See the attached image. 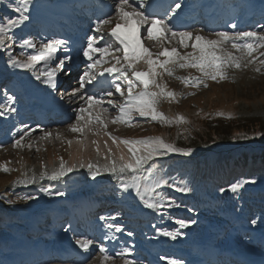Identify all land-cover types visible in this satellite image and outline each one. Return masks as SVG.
<instances>
[{"label": "rangeland", "instance_id": "obj_1", "mask_svg": "<svg viewBox=\"0 0 264 264\" xmlns=\"http://www.w3.org/2000/svg\"><path fill=\"white\" fill-rule=\"evenodd\" d=\"M32 1H40L48 7L56 5L62 6V8L70 13V16H66L65 18V16L61 14L57 16L55 15L54 18L51 19L52 21H47L42 18L33 17L29 10L26 13V15L29 16V20L25 22V25H22L20 28L13 29L12 32L9 33V35H12L14 39L11 41L6 40L5 43L6 45L11 44V48L0 50V102H9L7 99L9 95L29 98V96H27V92H31L33 93L31 95L33 97H35V95L44 94L46 99L51 100L52 103H55V105L56 103L61 102L65 110L70 108L74 110L83 104V101L76 97H70L69 93L78 87V78L87 70L88 63H91V61L84 59L82 51H78L79 47H67L69 53H71V55L72 53H75L76 56L71 58L72 65H69L68 61L65 64V69L69 75H65L64 72L58 73L57 76L64 82V85L59 86L55 91L51 90L46 84L37 80L35 75H33V72L35 71L39 73L41 70H50L55 66L58 59H63L65 56L70 57V55H66L67 51L63 48L58 49L53 60L50 62L48 69H44L43 63H40L37 64L36 68L32 71L21 68H13L8 62L7 52L11 51L12 56L21 61H23L28 54L34 53L33 49H21L19 47L21 40L24 38L32 39L37 46H39L41 42H47L52 39H61L68 43L69 39L71 40V35H77L75 34L74 28L69 25H85V23L80 22L83 18H81L80 21L76 20L80 19V17L77 16H81L83 12V9H80V7L83 8L86 4L81 3L79 0L78 4H81L80 7L74 8L72 6H76V4L71 5V3L76 2L77 0ZM204 1L205 0H173L172 2L179 3L180 5H188L191 3L198 10ZM221 1H229V4H231L230 6H232L237 5L238 0ZM88 2L90 1L87 0L86 3ZM15 3L16 0H0V18H4L6 15L12 17L17 16V13L12 12L11 8L7 7L9 4L14 5ZM117 3H119V1L110 0L109 13L105 18L100 20L99 23L105 19L115 17V7ZM229 4L227 5V8ZM237 6H239V9H244L245 4ZM234 8L235 7H231L229 9L231 11L234 10ZM166 13L167 11L157 18H164L169 26L173 28V24H170V20L166 17ZM193 16H196L197 21L201 22L199 14L196 13ZM61 17L67 20L63 21L61 20ZM60 22L62 25H60ZM113 22L116 21L113 19ZM109 26L110 25L105 26L103 32ZM69 27H71V29ZM95 29L96 28H92V33L99 37L100 33H97ZM140 31V38L143 45L148 47L153 53H158L161 50L159 45L146 39L144 28H141ZM155 31L157 32V35L160 34L159 26L158 30ZM189 31L193 32L194 35L198 33L202 36L208 37L209 39H214V33L222 30L215 27L208 31H204L197 26ZM246 31H255L257 33L264 34V26L259 30L249 29ZM64 33H68V36H64ZM105 41L107 40L102 39L101 45H103ZM86 42V39L82 40V48H85ZM188 43L190 44L192 41H189ZM165 46L169 48L173 46L177 47L181 55L192 51L190 47L187 49L180 47L175 41H172L170 44L166 42ZM261 51H264V49ZM233 54L240 55L234 50ZM77 55L81 56L78 58ZM115 55L120 56L119 52H116ZM254 55H258V53ZM105 59L112 60L111 57H105ZM161 59L164 58L161 57ZM260 59H264V57H260ZM111 66L112 63H106L103 65L104 68ZM169 67H173V75L168 76L165 74L162 78H158V82L166 84L167 90L174 92L176 97L172 101L162 98L157 105V110L173 121H175L177 116H182L187 123L179 124L173 122L171 125H168L152 121L150 117H140L138 114H133L132 120L133 123L137 125L136 127L129 128L123 124H109L107 128L108 132L120 139L160 137L175 146V142L177 141L176 139H178L181 135L186 136L206 131L210 133H213L214 131L226 133L229 131V133H232L233 131L234 133V128L231 129L228 124L232 121L227 118V115H231L233 117V122L246 118L258 119L264 124V66L260 65L259 60H257L256 63L249 64L247 67H242L241 69L228 68L227 79L219 82L212 80L207 81V79H205V83L208 86L204 87V85L201 84L198 88L187 87L180 79H178L197 77L204 79L195 68L181 69L172 65ZM256 68H260V71H256ZM99 70L100 69L97 71ZM24 76L30 77L29 80L32 82V87L28 91H25V86L23 88L21 84V81L23 80L25 84ZM106 76L107 74L105 75V79ZM97 77L91 84L85 86L84 91L86 93H89V91L92 90L94 83H101L97 80ZM41 79H43V77H41ZM113 80L121 82L122 78L119 77L118 73H113L111 76L108 74L107 80L101 83L103 89L99 92V94L94 93L93 95H96L97 98H102L105 101L112 100L113 103L119 105L124 102L125 97L116 93L115 88L111 83ZM123 87L126 90V84L123 85ZM136 91L138 92L140 89L137 88ZM107 92H112L113 95L107 96ZM61 97H63V99H61ZM23 102L25 101H22V103ZM25 104H28V101H26ZM28 106L26 108H28ZM103 106L109 109L110 116H115L117 114L116 109L113 108L112 105L105 103ZM10 107L11 105L8 104L7 108ZM23 108L24 106H19V103H17L15 108H13L11 111L13 118L11 117V114H9L11 117V124H9L10 126L0 130V140L5 137L7 132L10 130V127L17 128L22 121L26 126L32 124L29 121V116L25 119H23L24 116H20L22 111H20L17 115H14L17 109L22 110ZM5 111V107H0V113H2L0 114V117L5 115ZM75 115L76 113L74 111L71 117L69 115L66 117L65 121L55 126L45 123V125H43L44 127L40 126L41 128H39V125H37V128L40 130L37 133L35 130L32 133V137L25 136L22 141V144L24 145L23 147L14 148L13 144L16 140L14 142H0V165H6L9 169H11V171L7 173L0 171V237L4 235V240L6 241L3 248L1 247L0 241V263L5 257L7 252L5 249H7L13 250L10 252L9 256H14L16 252L19 251L17 256L21 258L18 260V264H76L72 259L63 263H58L49 256L45 258L44 254L47 252L49 253L50 250L41 252L42 248L50 246L57 236L63 235L59 237L64 238L66 234L69 237L71 236L70 239L75 244L77 239H91L93 241V248L90 251V255H88L86 260L81 264H101L102 255H100L101 253L99 251L100 247H102L101 241L96 237L89 238L88 234H84L85 227L91 226L96 229V225L106 227L108 229L107 225L112 224L114 227H120L121 232L123 233L127 230L125 229L127 224H130L134 229L138 230L136 235L133 234V231H127L131 240H123L118 236L110 234V237L114 238V242L118 246L116 248V245L113 244V246L110 247V251L115 248L116 250L114 254L109 256L110 260L108 264H124L126 259L123 255H121V253H123L124 249L127 248L126 245L132 243L133 239H137L139 242L138 245L144 244L146 247L149 246L147 248L158 249V238L164 232L178 233L176 239H172L171 237L162 234V236L167 239L169 244V248L166 247L165 252L170 254L169 258L176 256L178 252H182L183 255L176 257L175 260H177V264H184V254L197 253V249L189 246L192 237L193 240L195 239V241H197L200 239L197 236H199L202 231H205L204 228L206 223H199L198 220H209L211 223L206 224V227L209 228L211 226L213 229L212 232L207 233L209 242L211 241L212 245L217 241H223L228 237L229 231L236 227V225L231 226L232 221H236L239 228L244 227L245 222L249 224V233L241 235V240L252 241L253 239L251 238V235L253 232L255 233L260 231L261 234H264V219L262 220L261 226H257V208H259L261 213L264 214L263 182L251 183L252 185L258 184L256 187H253L250 184L243 183L241 181V177L234 172L231 178L228 177L227 179H223L217 185L210 184L209 187L206 188L199 185L200 180L204 179L203 173H200L197 176L198 178H191L187 176L182 167V165L185 164L178 163L172 165V162L170 163V161L176 159V157H185L187 159H191L192 157L197 160L199 156L203 155L202 158L205 160L207 158L208 160V158H210L208 152L201 153L199 151H192L190 156H184L180 153L172 152L166 156H157L148 161V163L144 166L143 174L145 177H148V179L142 180V184L156 181L165 182L162 187L157 188L154 193L150 194V196L154 198V202L159 200L163 203L164 208H175L179 210L185 208L188 210L183 212V214H185L184 216L189 218V221L187 222L188 227L181 228V230L178 231L177 229L179 225L176 223L178 217L177 220H173L171 218L172 214H176L175 210L167 212L165 211L166 209H162V207L157 209L146 208L140 198L136 196L134 190L128 189L127 191H124L121 187H119L120 182L117 180L116 175L111 173L101 171L100 175L93 179L87 167L81 168L79 166L80 162L90 161L91 163L103 168L106 161L102 156L96 155L94 148L90 145V143L87 151L79 150V146L75 143H73L71 147L68 145L67 141H75L80 138L79 134L72 133L68 130L69 126L75 123ZM237 118L239 119L237 120ZM6 119L7 118L5 117L0 120V127H4L6 125L8 122ZM52 119V116H49L46 120L52 121ZM222 123L224 125H228L227 128L220 126ZM178 129H181V132L176 138ZM27 130L28 128L25 129V131ZM45 132L52 133V136L48 139H41ZM15 134L16 130H13V137ZM57 135L60 136V139H57ZM93 139L100 142L101 150L103 152V142L107 139V137L102 135L95 137L89 133L88 141L90 142ZM108 143L111 145V141H108ZM29 145H31L30 148L28 147ZM111 147L114 151L116 150L115 145H111ZM123 147L124 146L121 145V149H123L126 153L127 150ZM241 152H243V150L238 147L225 151H222L221 149L214 151L212 153L214 156L212 161V170L222 172L223 168L220 167L219 164L222 163V161L227 160L228 157H239ZM61 158L65 162L66 166L75 165L73 171L69 172L65 176H62L58 180H51L47 177H42L41 174L44 172H47L50 175L53 170H58ZM202 158L198 161V163L204 164L202 162ZM156 161H161L163 164L166 162L167 164L162 165L163 167L161 168L157 165L153 167V163ZM168 163L170 165H168ZM149 172H151V176H149ZM256 172L257 174H262L264 172V168L258 167ZM132 175V173H126L121 177V179L128 180ZM33 177H35V183H17V181L28 180ZM235 184H241L242 187H239L236 192H232L231 187ZM176 186L185 187L188 191L177 192L175 191ZM42 188L48 190L47 194L41 190ZM171 189L174 191L171 192ZM21 196H34L35 199L24 201L20 199ZM228 199L230 200L228 201ZM67 200H71L72 205L76 208L75 211H72L71 216L67 214L68 204L65 202ZM185 200L188 201L184 202ZM10 201H15V203H10ZM169 201L174 202V204H179L180 207H169ZM221 210L224 211L223 216H226L227 214L229 216L235 214L237 218L234 220H232L233 218L228 219L229 216H227L228 218H224L218 214ZM148 214H150V217H156L157 221L162 219L160 223L158 222V225L162 227L160 231L161 234H156L151 237L145 235V229L147 226L146 223H142L141 225L139 224L140 218H144L145 216L148 217ZM53 215L56 217H53ZM132 216H135L137 219L130 220V217ZM112 217H115V219H112ZM237 219L244 222L237 221ZM255 220L256 222L253 223ZM131 226L129 227L131 228ZM190 227L192 228V233L188 235L187 230ZM65 228H68L69 230L65 231ZM219 228H221V232L214 231ZM213 232H216L217 235H220V237L213 238ZM234 232H236L233 233L234 235L237 233L240 235L241 233L239 232H241V229H235ZM53 233H56V235L51 237L50 235ZM8 237L13 238V241H9L7 239ZM238 238L240 239V237ZM56 241L57 240H55V242ZM18 242H20L23 247H19L20 249L18 251H14L15 245ZM154 243H156V245H154ZM184 243H187L185 248H178V245ZM13 244L14 247L12 246ZM39 244L42 246L39 247ZM171 245H174L173 251ZM194 246L198 248L197 242H195ZM248 247L254 248L253 246ZM255 247L260 253H264V243H262V245H255ZM238 251L244 252V250ZM236 259L229 261L228 264H244L242 259L240 261ZM141 263L142 262H137L133 264ZM213 264H219V261L216 260Z\"/></svg>", "mask_w": 264, "mask_h": 264}, {"label": "snow or ice", "instance_id": "obj_2", "mask_svg": "<svg viewBox=\"0 0 264 264\" xmlns=\"http://www.w3.org/2000/svg\"><path fill=\"white\" fill-rule=\"evenodd\" d=\"M31 2L32 0H16L14 5H7L8 8H11L12 12L18 15L15 17L6 15L4 18H0V50L11 48V44L6 45L5 41L13 40L14 37L9 35V33L13 29L25 25V22L29 20V16L26 13L29 11ZM145 3L146 0H137V7H132L129 0H119V3L115 7V17L98 23L95 31L100 33L99 37L93 36L88 39L87 47L83 49V56L88 61H91V63H88L87 70L78 78V87L69 93L70 97H76L83 101V104L74 109L76 113L75 123L71 124L68 129L72 133L79 134L80 138L75 141L69 140L67 143L70 147L75 143L81 151H87L90 143L96 155L102 156L106 161L103 168L90 161L80 162L79 166L81 168L87 167L93 179L100 175L101 171L116 175L117 180L120 182L119 187L124 191L128 189L134 190L136 196L140 198L146 208L157 209L164 205L159 200L154 202V198L150 194L154 193L157 188L162 187L165 182L156 181L142 184V180L148 179L143 174L145 164L157 156H166L172 152L188 156L191 154L192 149L177 148L160 137L120 139L107 131L108 125L123 124L129 128L136 127L137 125L132 120L133 114H138L140 117H150L152 121L162 124L171 125L173 122L179 124L187 123L182 116H177L175 121H173L157 110V105L162 98L172 101L176 97L174 92L167 90L166 84L158 82V78H162L165 74L168 76L173 75V67H169L170 65L181 69L195 68L204 79L199 77L178 79L187 87L198 88L201 84L207 87L205 79L216 82L227 79L228 68L241 69L242 67H247L249 64L256 63L257 60H259L261 66H264V59H260V57H264V51H261L264 49V34L255 31H238L234 34L227 31H217L214 33L215 38L209 39L198 33L194 35L190 31H174L164 18H152L150 15L145 14L142 10ZM180 7L181 5L176 3L175 7L171 9L172 13L174 14L175 10ZM113 19L116 23L108 33L109 39L103 45L97 47L98 41L104 38V27L111 25ZM132 22H134V27ZM157 26L160 28L159 35L154 32ZM122 27L126 31H121ZM232 27L235 28L236 26L233 24ZM141 28H144L146 39L159 45L161 50L158 53H153L148 47L143 45L140 38ZM172 41H175L182 48L187 49L190 47L192 51L181 55L177 47L173 46L169 48L165 46L166 42L170 44ZM189 41H192V43L189 44ZM237 41H242L243 43H237ZM113 44L118 45V47L114 48ZM19 47L21 49H33L34 53L28 54L21 61L13 57L11 51H8V62L13 68L29 71L34 70L36 65L40 63H43L44 69H48L58 49L63 48L67 51V43L61 39L41 42L37 46L32 39L24 38L21 40ZM233 50L240 55H234ZM116 52H121L122 55L116 56ZM97 53L99 54V58L94 59ZM257 53L258 55H254ZM105 57H111L112 60H106ZM161 57L164 59H161ZM70 60L71 57L65 56L63 59H58L55 66L50 70H41L39 73L34 71L33 75L41 83L46 84L50 89L55 91L58 89V73L64 72L65 75H69L65 69V64ZM106 63H112V66L104 68L103 65ZM98 69L102 70L97 71ZM256 71H260V68H256ZM105 72L110 76L113 73H118L119 77L122 78L121 82H117L116 80L111 82L116 93L125 97L122 104L116 105L112 100L105 101L84 91L85 86L91 84L97 75L102 76ZM125 84L126 90L123 87ZM137 88H140V91L137 92ZM106 95L112 96L113 93L107 92ZM7 99L8 101H12L13 97L9 96ZM105 103L112 105L116 109L117 114L115 116L109 115V109L103 106ZM5 110H9L7 106H5ZM227 118L231 119L232 117L228 116ZM89 133L95 137L101 135L107 137L103 142V152L98 140L93 139L90 142L88 141ZM255 135L259 136L261 134L256 133ZM51 136L52 133L45 132L41 139H48ZM249 138L247 136L240 137V139ZM57 139H60L59 135H57ZM22 140L23 137L20 140H16L13 147H23ZM108 141H111V145L116 146L115 151ZM121 145L127 150L126 153L121 149ZM28 147L30 148L31 145ZM74 167L75 165L66 166L61 158L58 170H53L50 175L47 172L41 175L51 180H58L73 171ZM0 171L7 173L11 169L6 165H0ZM126 173H132L133 175L128 180L121 179ZM149 176H151V172H149ZM17 183H35V177L17 181ZM239 187H242V185L235 184L231 187V191L236 192ZM41 190L46 194L48 192L44 188ZM175 191L186 192L188 189L176 186ZM20 199L27 201L35 199V197L21 196ZM10 203H15V201H10ZM172 206L176 208L180 207L179 204L169 201V207ZM112 219H115V217H112ZM176 223L180 228L188 227V223L182 219L177 220ZM107 227L113 228L114 225L108 224ZM68 230V228H65V231ZM115 231L120 232L121 228L115 227ZM162 234L172 239H176L178 235L177 232H164ZM76 244L84 252H88L93 245V241L91 239H77ZM99 251L102 254L106 252L103 247H100ZM121 255H129L128 250L125 249ZM109 260L110 257L108 255H103L101 264H108ZM124 264H133V262L126 259Z\"/></svg>", "mask_w": 264, "mask_h": 264}, {"label": "trees", "instance_id": "obj_3", "mask_svg": "<svg viewBox=\"0 0 264 264\" xmlns=\"http://www.w3.org/2000/svg\"><path fill=\"white\" fill-rule=\"evenodd\" d=\"M239 118H237L238 120ZM230 128H234V133L213 132L208 131L202 133H194L186 135V137H179L176 146L181 149H192V151H200L201 153L208 152L210 158L204 161V164L197 162L202 158L199 156L197 160L191 159L190 165L186 168L189 172H201V168H205L208 177H211V182L218 184L221 180L231 178L234 172L240 177L247 178L250 182H255L257 178L264 177V172L257 174L258 167L264 168V124L258 119H240V121L233 122V117L229 119ZM228 120V121H229ZM220 126L227 128L228 125L223 123ZM219 128V127H218ZM217 128V129H218ZM256 133L261 135L257 136ZM241 136L250 137L249 139H240ZM238 147L243 150L239 157H228L227 160L222 161L220 167L223 171L212 170V161L214 156L212 153L221 149L222 151ZM207 154V155H208ZM204 165V166H203ZM248 173V174H247Z\"/></svg>", "mask_w": 264, "mask_h": 264}, {"label": "bare ground", "instance_id": "obj_4", "mask_svg": "<svg viewBox=\"0 0 264 264\" xmlns=\"http://www.w3.org/2000/svg\"><path fill=\"white\" fill-rule=\"evenodd\" d=\"M168 1V3L171 1V0H167ZM81 2V1H80ZM241 4H245V8H247V7H249V9H251V8H253L252 6H251V4H250V2H245V0L241 3ZM186 5V4H185ZM235 8H237V6H234ZM109 8V6L107 7V9ZM29 10H30V13L32 14V16L33 17H36V18H42V19H44V20H51V19H53L54 18V16L56 15H63V16H65V18H66V16H68L69 15V13L64 9V8H62V6H59V5H56V6H52V7H48V6H46L45 4H43L42 2H40V1H32L31 2V4L29 5ZM248 10V9H247ZM170 11V10H169ZM223 11H225V10H223ZM234 10H231L230 12H233ZM253 12L254 11H250L249 13H247V15H252L253 14ZM168 16H170V19H173V18H177V17H180V12L176 9L175 10V13L173 14L172 13V11L168 14ZM85 21H90L91 22V28H89V27H87V28H84V30H83V27L82 26H79L78 28V30L79 31H81V29L83 30V35H85V34H89V32H90V37H92V36H94L93 35V33H92V35H91V29L93 28V27H95V26H93L94 24H93V22H92V20L91 19H89L88 17H84L83 18ZM247 22V21H246ZM133 23V27H134V22H132ZM175 27V26H174ZM160 29V28H159ZM155 30H158V26L154 29V32H155ZM160 32V31H159ZM235 32H237V31H235ZM78 33V32H77ZM81 33H82V31H81ZM80 36H81V34H79ZM89 37V38H90ZM107 39L106 40H108L109 39V37H106ZM72 42V41H71ZM71 42H69V44L67 45V47L69 46L70 48H73V46H72V43ZM87 46V45H86ZM100 46V44H99V42H98V44H97V47H99ZM75 48H77V47H75ZM81 50V48H79L78 49V51H80ZM82 51V53H83V49L81 50ZM75 54V53H74ZM76 55V54H75ZM96 55V54H95ZM78 56V55H77ZM81 56V55H80ZM80 56H78V58L80 57ZM84 59H86L85 57H84ZM32 79V78H31ZM104 80H105V78H104ZM25 89H26V91L27 90H29L28 89V87L31 85V82L27 79V77H25ZM94 87L95 88H100V86L99 85H94ZM33 93H31V92H27V96H29V98H26V100L24 99V98H22L21 96H17V97H15V99L13 100V102L11 103V104H17V103H19V102H22V101H28V104H30V109H31V111L33 112V114L35 115V119L38 121V122H40V123H42L43 121L45 122V120H44V117L46 116V113H45V111L44 112H42V108L44 107V109L45 108H48V107H50V104H48V103H45V102H43L42 100H43V98H40L38 95H36V97H38L39 99H36L35 97H33V96H31ZM39 94V93H38ZM34 103H38V105L37 106H35L34 105ZM79 105V104H78ZM11 108V107H10ZM62 107H59L58 109H57V111H55L56 113H54V115H57V114H60L59 113V110H63V114L64 113H69L70 115H72L73 114V112H74V110L73 109H66L65 110V108L63 107V109H61ZM9 109V108H8ZM23 113H27V111L26 110H24V112ZM7 120V119H6ZM56 119H54L53 121H55ZM21 129V128H20ZM39 131V129L38 130H36V133ZM21 132V130H19V133ZM34 132V131H33ZM32 132V133H33ZM32 133H28V134H25L24 136H23V138L25 137V136H31L32 137ZM35 133V134H36ZM10 140V139H9ZM8 140V141H9ZM23 141V140H22ZM72 211V210H71ZM68 212H70V210H68ZM221 215H224V213H222ZM96 229H97V233H96V230L94 229H91V228H89V229H87L89 232H92V233H95V236H97L101 241L103 240V243L105 244V245H107V246H109V248L108 249H106V251L108 252V251H110V247H112L113 246V238H109V237H107V235H109V233H107V231H105L104 229H103V227L101 226H98V225H96ZM100 230H99V229ZM210 228V227H209ZM239 229V228H238ZM234 231H235V229H234ZM233 231V232H234ZM237 231V230H236ZM241 232H242V230H241ZM241 232H239V233H241ZM107 233V234H106ZM206 230L205 231H203V233L200 235L201 236V238L200 239H198L197 241H195V239L193 240V242H192V245L194 246V244H195V242H197V246H198V248H199V252L200 253H204V257H202V255H189V254H187V255H185V259L186 260H188L189 258H193V264H202L201 262L203 261L204 262V258H211V257H213V256H215V254H216V251L214 250V247H213V245L212 246H210L211 245V242H209V240L206 238ZM234 233H236V232H234ZM241 235V234H240ZM240 235L237 233L236 235H234L233 233H229V236H228V241L226 242V243H221L220 245H218L217 246V250H222V252H227L228 253V255H231V254H235V255H239V256H241L242 258H243V260L244 261H249L250 259H255V260H263L264 261V256H261V255H259V252H257L254 248H250V247H248L245 243H243V242H241L240 241V239L238 238V237H240ZM110 236V235H109ZM65 238V239H64ZM57 237V241L55 242L54 241V244H53V247H52V251H59V250H63L62 252H67V253H70L69 252V250H66L65 249V246H66V241H68L69 240V238L65 235V237ZM106 238H109L110 240H106L105 241V239ZM255 240L256 241H263V238L262 237H260V236H256L255 237ZM224 241V240H223ZM21 245H18L17 247H16V249H18L19 247H20ZM42 246V245H41ZM195 247V246H194ZM212 247V248H211ZM252 247V246H251ZM136 247H133V250H135V251H142L141 249H135ZM157 250V252H153L152 251V253H159V254H161V255H163V249H162V247H159L158 249H156ZM203 250V251H202ZM238 250H244V252H241V251H238ZM79 251L80 252H84L82 249H79ZM144 252V254H145V251H143ZM206 253V254H205ZM83 254V253H82ZM85 255H87V253L85 254ZM179 255H182V253H179ZM15 256L16 255H11V256H9V255H7L4 259H3V264H6L7 262L8 263H12V262H14V261H17V259L15 258ZM222 256L223 257H221L220 258V262H222V261H225V255H224V253L222 254ZM179 257V256H178ZM164 258V256H161V258L159 259V262H158V264H169L170 262L168 261V260H170V259H167V258H165V259H163ZM148 259H149V256L147 257V261H148ZM171 261L173 262V264H174V260L173 259H171Z\"/></svg>", "mask_w": 264, "mask_h": 264}]
</instances>
